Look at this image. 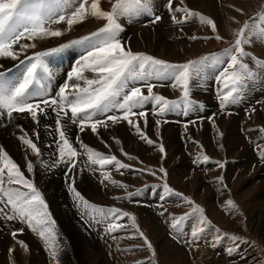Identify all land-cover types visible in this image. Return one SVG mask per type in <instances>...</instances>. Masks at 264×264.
I'll use <instances>...</instances> for the list:
<instances>
[{"label": "rangeland", "instance_id": "obj_1", "mask_svg": "<svg viewBox=\"0 0 264 264\" xmlns=\"http://www.w3.org/2000/svg\"><path fill=\"white\" fill-rule=\"evenodd\" d=\"M114 2L115 0L105 1L104 7L106 8V11L111 10V4ZM165 3H163L166 10L164 11L165 15L172 16V13L169 12V9L167 7V0ZM188 3V0H184L183 4L180 3V0H173V5H175L176 7L187 6L193 11H201L199 7H192V5ZM237 8L242 9V11L238 12V16L240 17L233 19L232 26L230 28L231 32L227 31V28L224 25L225 23L222 20L223 18L221 17V14L218 15L216 17V20H218V18L221 20L215 23H218V34L223 37V39L216 40L214 37L217 33H214L211 30V32H209L208 34V38L210 39V41H213V45H210L212 47H208L203 52L198 53L199 55H193L192 57L186 58L185 60H179L178 58H174L173 56L167 55L166 50L165 53L163 52L164 56L154 54L156 51L151 49L145 50L141 48L139 51H134L132 49L133 47H131V44L137 40L136 42L140 45L139 41H141V38L143 37V34H141L142 31L139 32L127 30L121 25L122 31L119 32L118 39L121 41L122 45L126 49H130L133 52H143L154 58L165 60L171 64H184L189 60H197L201 57L210 56L211 54L220 53L219 55H221L223 54V51L225 49L230 48L234 44L236 39L235 33L239 30L240 27H242L243 23L245 21H248L250 24L253 23V20L257 19V14L260 12H264V0H250V2L246 6L244 5V7L241 6ZM154 11L155 10L153 9L152 15L156 14V12L154 13ZM158 15L160 16V14ZM183 15V13H177V17H182ZM160 17L161 19L156 22L159 27L161 26V28H164L165 26L180 25L179 28L181 27L180 29H182L183 26L186 25L187 27H190V24L191 26H193L198 21L197 18H193L185 23L177 24L174 23L172 19L162 18V16ZM117 19H120L125 24H130L132 26L134 25V23H138L139 25L144 24L148 26H155V24L153 23H151V25L148 24L151 22V20L142 23V21L137 18H135L134 21H132L130 17L124 16L118 17ZM105 23L106 21L101 19L99 21V25L96 27H80L78 29H71L67 33V38L65 40L62 38L54 39L52 41L53 44H51L52 46L48 47H44L35 41H28L29 43H37V46L35 48H28L25 51L21 52L19 58L24 59L25 57L32 56L35 52L45 51L51 48L59 47L61 45L69 44L70 41L78 40L81 37L87 36L90 33L98 30L99 28L103 27ZM62 25H66V23H62L61 25H54L53 27H60ZM185 36H188L187 38L190 37L188 34H186ZM28 42H25V40L22 41V43ZM71 45L72 44H69V47ZM79 45L85 47L84 51H82V53L77 56L73 62L72 60L69 61V64H71L72 62L74 67L77 66L81 57L86 55L87 51L89 50L86 44ZM14 47L16 51L18 50L17 52L20 51L18 49V45L17 47ZM242 47L245 48L246 52L252 53L258 60L264 59H260L259 56H257L251 51V44L242 45ZM65 48H63L57 53L51 54L44 58V62L48 67L49 71L48 73H41L42 78L40 84L36 85L35 87L37 89H42V96H34L32 102H38L41 99H48L50 101L51 99L57 98L53 96V94L51 95L53 90L50 88V84L53 78L55 77H53V74L51 73L52 66L50 60L52 55L60 54L62 51L68 50V48ZM224 57L225 58L222 59H224V61L226 62L228 58H226V56ZM243 60L244 62L248 63V66L253 65L252 63L255 62L249 57H244ZM12 61L17 62L15 64H11L9 58L0 57V71H3L5 73L4 77L0 78V82H15L16 79L19 77V74L24 70V66L19 64V60ZM27 63L28 61L25 60V64ZM208 63L203 66V69L208 65ZM218 65L219 64L214 63L215 67H218ZM221 66L222 67H220V69L216 72L215 77L212 75L211 72L209 75L210 77L213 76L215 78L212 79L213 81L209 79V81H212V91H210V94L211 96L213 95V100L206 97H199L198 95L189 97V100L192 99L196 102V104L198 103L200 107L203 104V101H209L214 103L216 102L218 104L220 103L218 96L224 91V84H222L224 82L222 80H218L217 77L220 72L223 71V69L227 66V64L221 63ZM252 68L253 67L251 66L249 67L250 70ZM68 70L69 69L65 70L67 71V73H62L65 74L63 81L56 82L53 85L55 86L56 93L66 81L70 83V81H68V73L70 72V70ZM200 73L202 74V72ZM200 73L196 76L194 75V78L196 80L197 76H199ZM208 73L209 72L207 71L204 76H208ZM84 74H90V76H85L89 78H94V74L88 70H85ZM61 77L63 78V76ZM150 77L151 76H149V78ZM153 78V84H163L169 87V89L170 87H173V84H175V80L171 77L164 79L159 78L154 74ZM143 81H146V79ZM78 82L83 84V81ZM254 83L257 87L259 86V84L257 85L256 82ZM243 84L250 90V85L247 82H244ZM134 85H136L135 87H139L142 93H144L145 84L142 82L141 79L136 81ZM129 87L131 86L129 85ZM162 88L157 91H154L153 89L154 94L164 96L169 101H177V106H175L174 108L171 107L161 113L159 109L158 111H156V108H154L155 103H151L149 108L140 109V111L145 112L144 118L146 120L151 119L153 121V124L156 123L157 126H171L170 128L173 129V126L184 127L189 126L191 123L194 122L213 119V115L216 112H210L206 115L203 114L200 116H195L191 119L185 120V122L182 121L187 117V115L189 116V114L192 113V116L195 112H188L190 111V108H188L187 112H185V104L181 100L182 91L181 93L176 94V96L171 97L170 95H164L162 93ZM198 104L197 106L199 107ZM257 104H259V101H254L252 104L245 107L244 110L248 114V109H253ZM41 107L44 106L41 105ZM55 107V105H50L49 107L45 108L46 115H40L39 122L33 121L31 115L28 113H13V116L11 118H9L6 113L0 114V134L3 133L6 136L7 141L6 143L4 139H0L4 153L9 159H11L14 163L17 164L25 179L32 182L35 188L40 192L41 197L47 205L46 215H43L41 217L44 223L36 225L35 221L32 222L34 227L38 230L34 231L33 228L28 227L27 222H25L24 220H7L6 215L12 214L11 205L7 204L6 202H0V209L4 210V214L0 215V264H138V262L148 264L149 259L152 260L153 264H264V237H262L264 235V208L263 210H259L258 205L252 203L253 196H247L250 195V192L246 193V195L244 196L245 198L243 197V199L241 198V200L238 199L239 201L236 200L234 197V194L243 190L246 184L247 186L253 182H255V185L259 184V180L255 176L257 172L253 171L254 169H251L252 173H250V175H248L247 177L244 176L246 179L242 175H240V179L238 180V182L233 181L235 178L233 177V174H237L238 171L237 169H234V166H238L231 161L229 162L225 154L223 156L217 157L213 156L215 153L209 154L206 150V146L202 144L200 145L201 150H199L200 153H203L201 154V162H203L202 160L204 155H209L210 157H208L211 161L210 164L207 163L206 165H204V170H201L202 172L206 170L205 175H201V177L203 182L206 185L208 184V187L205 186L206 189H202L198 181H193L194 188L191 189L187 186V184L190 183L187 182L186 184L181 186L177 183L174 184L170 180H168V170L172 168L167 165V161L165 160L168 159L166 156V142L163 139H151L150 137H148L146 129L142 126V124H139L138 126L140 128V131L144 134V136L147 135V139H150L154 142L151 145L148 144L145 139L141 138L140 133L137 132L136 127L133 124L134 120L131 119L132 124L129 125L132 129H134V131H136L135 133L133 132L134 137H136V139L135 141H132L130 139V133L128 132L130 129L129 125L125 124L129 123L128 121H119L117 123H113L111 120L107 119L109 115H116L118 117H122L123 112L120 109L115 108L105 113H92V117L95 116V118L93 117V121L99 119L104 121L105 124V126L97 127L99 137L98 141L93 143V148L96 152H99L104 156H115L117 160H119L122 164L128 165L129 167H125L124 169H117L115 167V169L114 165H105L103 167H100V165L96 164L95 166H90L86 161L84 155L85 152L83 151L84 148L81 147L80 143H77V137H79V141L83 145H87L88 139L86 138V136L89 135L88 129L86 128L87 125H85V131L82 132L80 131L79 124L71 125L72 122H70L71 120L69 119L71 113L69 111L67 115H65L64 113L60 114L62 118V126L67 128L68 138L70 142L73 143V146L75 145L74 147H76L78 152L80 153L77 157L74 158L76 165L75 168L69 171V166L63 163H58L59 152L57 146L59 143H61L59 136L52 138V134L53 137L55 136V134H58L55 133L56 124L52 122L53 119L57 118V112L53 110ZM200 107V110L198 111L200 113H203L204 109ZM151 108H153V111H150ZM218 108L219 107H216L217 110ZM50 114L52 115L49 116ZM236 115L240 116L239 112H237ZM177 117L179 119L175 120V118ZM249 120L250 122L249 125L246 126L247 128L241 127L245 131H247V136L243 135L244 132L240 133L241 135H243L242 139L240 140L242 142L237 141L238 144L236 146H225L226 144L223 143V138L226 136V131L222 130L223 133H220L222 136L221 144L223 143L222 146L224 150L226 148L235 149V151L237 150V156L240 157L239 162L245 158H249V156L255 155L261 162H253L252 168H255L256 166L257 168L264 167V157H262V154L258 152V150L256 149L257 146L254 144V140L261 136L258 128H262L263 125L262 115L258 116L257 120L253 116L249 117ZM157 121H159V123H157ZM71 126H73V131H71ZM254 127L257 131L254 130ZM249 130L251 131L250 134L248 132ZM25 133H27V136H25ZM21 137L32 139L33 142L36 143L38 148L40 149V155L30 153L32 151L31 148H29L23 143ZM190 140L191 144L192 142L198 144L200 141H202L200 137L196 138L195 136H192ZM125 141H128L130 145H127V142ZM138 141L140 144L138 143ZM134 142L137 143L135 144ZM145 144L146 147L144 146ZM244 144L247 146H245ZM116 146L118 148H116ZM132 146L134 149L132 148ZM161 146H163L164 148L163 152L159 151ZM244 147L246 148V150L242 149ZM184 148L187 149V147ZM157 149L158 151L156 153ZM240 151L243 152V154H239L241 153ZM188 152L190 151L188 150ZM28 153L31 155H29L30 158L28 157ZM244 154H246L247 157H245ZM33 155H35V157ZM45 155L49 158L50 164L44 163L42 165V163H40L39 161L46 158ZM82 155H84V157ZM189 155L193 157V154L190 153ZM242 155H244V157ZM32 156L34 158H32ZM129 157H132V159H130ZM55 161V166H52ZM190 161L191 160H189V163L192 165L193 161ZM27 162H31L33 164V168L36 171L33 169L31 172H29L26 166L28 165ZM217 162H219V164H223V167H220ZM208 164L209 166H207ZM0 167H2L1 164ZM161 168L164 169L163 172L160 171ZM216 168L218 169V172ZM241 168L243 169L244 166H242ZM46 170L50 172L48 176H44ZM87 171L89 172V174ZM102 172L103 174H101ZM6 173L7 169H5V183L3 184V188L5 190L12 188L18 189L21 192L28 191V189L25 188L23 185L8 184ZM95 173H97L98 176L99 173L100 176L103 175L102 178H98L97 174ZM87 175L88 177H86ZM106 176L109 177V179H105ZM112 180L118 181L121 186H116L112 184ZM230 181H232L233 183L230 184ZM165 184H167L168 187L172 189L171 193L163 192L165 191L163 189ZM51 185H54L53 188ZM186 186L188 189L186 188ZM72 188H75L76 191H78L84 198V200L88 202L87 206L84 204V201L80 200L75 196V193L71 191ZM218 188L226 190L228 195L225 192L222 193L224 194L223 196L218 195ZM207 189H210L211 191H207ZM158 191L161 195L156 194V192ZM177 193H179L180 195H177ZM195 193H199L200 196L197 197ZM143 194H145L146 196L143 197ZM174 195H176V197H173ZM176 199L180 200L177 201ZM221 199L224 200L222 203L220 202L222 201ZM246 199L248 202L246 201ZM6 200L7 197L4 196L2 192H0V201ZM188 200H191L192 203L189 204L187 202ZM229 200L232 201L235 205L233 211L231 208H229L226 203ZM251 203L252 205H250ZM39 207L43 212V207ZM194 207L203 209L205 223L202 224L200 222L201 213L198 211L194 212ZM244 207L253 209L254 214H256L257 216H250L246 212V210H244ZM110 209L119 210V213L115 214L119 215V219L115 220L114 222L122 224L124 226L123 228L111 233L107 231V224L109 222H113L112 217L114 215L113 213L109 212ZM123 213H128L129 216H123ZM210 213L213 215V217ZM131 217L135 218L134 222ZM180 217H184V219L180 221L177 227L173 228V218L179 219ZM250 219H254L255 221L258 220V223L255 222V225L257 224L256 227L253 224L254 220L249 221ZM151 223L153 224V226L149 225ZM194 228H203L204 231L198 233L197 237H193L192 232ZM137 229H139V232H137ZM217 229L219 231H217ZM41 230L45 232L44 238H41L39 235V232ZM14 231L16 232L15 239L12 235ZM252 231H254L255 233ZM140 232H142L143 236L146 237L148 241L152 244V250H148L147 246L144 245V240L139 234ZM217 236L220 237L219 241L217 240ZM227 236H237L240 237L241 240L248 241V243H240L239 241H237L236 243H239V247L237 248L236 243H234L230 239L228 240ZM18 242H23V245H25L26 247L21 246V244ZM230 248L235 249L231 254H229L228 251V249ZM9 249H12L13 251L9 252ZM53 252L56 253L55 256L52 255Z\"/></svg>", "mask_w": 264, "mask_h": 264}, {"label": "snow or ice", "instance_id": "obj_2", "mask_svg": "<svg viewBox=\"0 0 264 264\" xmlns=\"http://www.w3.org/2000/svg\"><path fill=\"white\" fill-rule=\"evenodd\" d=\"M183 4L184 0H180ZM167 7L172 13V20L174 23L182 24L190 19L197 18L201 24H206L211 27L216 40H221L218 34L217 24L209 17L203 15L198 11H193L187 6L175 7L173 0H167ZM235 11L241 12L242 9L236 8ZM153 12L152 0H115L111 4V10L105 11L101 7V0H0V57L11 58L12 60H19V64L24 66V70L19 74L15 82L9 83L7 81L0 82V114L6 113L9 118L13 113H28L31 115L33 121L39 122L40 115H46L45 108L50 105H55L53 109L57 112V119L55 121V131L59 135L61 143L58 144L59 161L69 166V171L75 168L74 158L80 153L77 148L73 146L68 138L67 128L62 126L61 113L67 115L70 111L69 119L73 124L80 125V131L85 130V125L91 121L90 127L93 133H96L98 126H105L104 121H92L90 113H104L112 109L118 108L123 112L122 117L116 115H109L108 120L113 123L119 122L121 119L128 121L130 116L145 117L144 111L135 112L133 109L142 107L143 104L150 101L154 102L159 107L160 112H164L171 107L177 106V101H169L164 96L154 94L153 86L147 85V95L143 94L139 87H129V82L138 79H147V77L155 74L159 78L171 77L175 80L173 87L179 85L182 89L181 100L185 104V112L192 105L189 100V82L194 75H198L203 66L208 63H226L227 66L220 72L217 77L218 80L224 82V91L218 96L220 100V107L224 109L227 104L235 103L239 99L238 93L243 83L249 79L253 73L249 69L247 63L244 62V57H249L258 65L264 67V60H258L252 53L246 52L242 45H249L254 40L264 42V12L257 14V19L253 23L245 21L242 27L235 33L236 39L234 44L225 49L222 56H227L228 60L225 62L221 55L211 54L210 56L201 57L197 60H189L184 64H171L165 60L157 59L149 56L143 52H133L126 49L121 41L118 39V34L122 31L121 25L117 22L118 17H131L141 13L151 15ZM175 13H183L182 17H177ZM103 19L106 21L103 27L90 33L87 36L81 37L78 40L70 41L69 44H86L87 54L82 56L76 67L68 73V81H77L68 83L67 81L60 87L56 93V99H41L38 102H32L34 96L42 94V89H37L35 86L40 84L41 73H48V67L44 62V58L61 51L68 47L69 44L61 45L59 47L51 48L45 51L35 52L30 57L20 59V53L28 48H35L36 43H22L23 40L36 41L44 40L51 37H60L65 31L71 30L73 25L84 22L88 17ZM161 17L155 15L153 23L159 21ZM235 19V18H232ZM252 19V18H250ZM67 24L66 29L60 27H53L54 25ZM191 39H197L193 36ZM208 39V37H205ZM19 46V52L15 50L14 46ZM25 60L28 61L25 64ZM88 70L94 74V78H89L84 75V71ZM5 73L0 71V78H3ZM83 81V86L78 83ZM119 98V99H118ZM43 105L44 107H41ZM203 106L201 105V108ZM255 111V109H252ZM211 119V118H209ZM159 123V121H157ZM141 138L145 139L148 144H153V141L147 139L140 131L138 125L135 126ZM23 131V130H22ZM38 135V134H37ZM27 136V133H25ZM23 143L27 145L33 153L40 155V149L32 139L21 137ZM77 143L81 147L87 149L88 160L92 164H98L101 167L105 165H114L117 169L129 167L122 164L115 156H104L99 152H95L86 145H83L77 137ZM163 152V146L160 147ZM264 157V152L261 153ZM132 159V157H129ZM203 162H209L207 155L203 156ZM0 192L7 197V204L11 205L12 214L6 215L7 220L21 219L27 222L28 227L37 229L33 225L44 223L41 217L46 215L47 205L45 204L40 192L29 180L25 179L20 168L11 159L7 157L3 149H0ZM55 163L52 166H55ZM219 164V162H217ZM223 167V164H219ZM28 171L33 170V164L30 162L27 165ZM5 169H7V183L20 184L28 189L27 192H21L18 189L3 188L5 183ZM160 171H164L163 168ZM154 174V173H153ZM109 179V177H105ZM112 184L121 186L118 181L112 180ZM166 193H171L172 189L167 184L164 185ZM75 196L84 201L87 206L88 202L84 200L81 194L75 188L71 189ZM177 195H180L177 193ZM189 204L191 200L187 201ZM230 208H235L232 201H227ZM39 206H43V212ZM94 207V206H93ZM193 211L200 212V222L205 223L203 216V209L194 207ZM113 213L112 220L107 224L108 232H115L124 226L114 221L119 219L118 209H110ZM4 214V210L0 209V215ZM123 216H129L128 213H123ZM133 222L134 217H131ZM173 228L177 227L184 217L179 219L173 218ZM203 228H194L192 232L193 237H197L198 233L203 232ZM217 231H219L217 229ZM139 232V229H137ZM144 240V245L148 250H152V244L148 241L143 233H139ZM13 238L16 237V232L12 233ZM41 238L45 237V232L40 231ZM231 241L236 243H248L246 240H241L240 237L230 236ZM217 240L220 237L217 236ZM21 246L23 242H18ZM215 246V245H213ZM239 247V243H236ZM235 249H228L231 254ZM9 249V252H12ZM55 252L52 253L55 256ZM143 264V262H138ZM148 264H153L149 259Z\"/></svg>", "mask_w": 264, "mask_h": 264}, {"label": "bare ground", "instance_id": "obj_3", "mask_svg": "<svg viewBox=\"0 0 264 264\" xmlns=\"http://www.w3.org/2000/svg\"><path fill=\"white\" fill-rule=\"evenodd\" d=\"M106 0H101V7L103 10L106 11V8L104 7ZM166 0H152V8L155 10L154 13L156 12V14L154 15H149L146 13H141L138 15H134L131 16L130 18L132 19V21H134L135 18L140 19L142 21V23L145 21H149L151 20L150 23H148L149 25H151L152 19L154 18L155 15L160 14V16H162V18H167V19H172L171 15L169 13L170 16H166L165 15V6L163 5V3H165ZM190 5H192V7L196 6L199 7L201 9V13L209 18H211L214 22H217L221 19L218 18V20H216V17L218 15L221 14V17L223 18L222 20L224 21V25L227 28V31H230L231 26H232V22L233 19L232 18H237L240 17L238 16V12L235 11V9L237 7H244V5L246 6L250 0H188ZM253 1V0H252ZM90 3V0H89ZM188 3V4H189ZM166 4V3H165ZM252 4V3H251ZM175 6V5H174ZM176 7V6H175ZM191 7V6H190ZM191 7V8H192ZM234 8V9H232ZM194 9V8H193ZM195 10V9H194ZM167 13V12H166ZM180 14V13H178ZM175 15H177V13H175ZM164 16V17H163ZM140 17V18H138ZM239 19V18H238ZM101 19H96V18H92V17H88L84 22L73 25V27L71 29H78L80 27H96L99 25V21ZM117 22L123 26V28L127 29V30H132V31H139L143 34V37L141 38L140 45L134 41L131 44V47H133L132 49L134 51L136 50H140L145 49V50H155L156 52L154 54H159L160 56L163 55V52L165 53V50L167 51V55L173 56L174 58H178L179 60H185L186 58L192 57L193 55H197L198 53L203 52L204 50H206V48L208 47H212L210 46L213 41H210V39H205V37H208L209 32H211V27L206 25V24H201L199 19L197 21V23L193 26L187 27L186 25L183 26L182 29L179 28L180 25L178 26H165L164 28H161V26L159 27L156 23L155 26H148V25H139L138 23H134V25H130V24H125L123 21H121L120 19H117ZM218 24V23H216ZM161 25V24H160ZM222 25V24H221ZM218 26V25H217ZM60 28L62 29H66L67 28V24L66 25H62L60 26ZM219 28V27H218ZM224 28V27H223ZM233 29V28H232ZM220 30V29H219ZM70 31V30H69ZM69 31H65L64 34L60 37H51V38H47L44 40H36L35 42H38L40 45L42 46H52L51 44L52 41L54 39L57 38H62V39H66L67 38V33ZM221 31V30H220ZM224 31V29H223ZM231 32V31H230ZM138 33V32H137ZM219 33V32H218ZM136 34V33H135ZM186 34H188L190 37L187 38L188 36H185ZM197 37V39H191V37ZM134 37V36H132ZM213 37V36H212ZM57 41V40H56ZM129 41V40H128ZM25 42H28L27 40H25ZM58 42V41H57ZM29 43V42H28ZM125 43V42H124ZM217 43V42H216ZM215 43V44H216ZM219 43V42H218ZM37 44V43H36ZM214 44V45H215ZM126 45V44H124ZM130 45V44H129ZM213 45V44H212ZM17 47V46H16ZM43 47V48H44ZM84 47L85 46H80L79 44H72L70 47L68 46V50L67 51H62L60 54H55L51 56V73L53 74V80L51 81L50 84V88L53 90V92L51 93V95L53 94V96L56 97V92H55V86H53L56 82H61L64 79L65 74L62 73H67V71H65L66 69H69L70 71L72 70V68L74 67L72 62L75 60V58L77 56H79L82 51H84ZM65 48V49H67ZM215 48V47H214ZM251 51L253 53H255L257 56L260 57V59L264 58V42L258 41V40H254L251 43ZM19 49V48H18ZM64 49V50H65ZM18 51V50H17ZM224 52V51H223ZM220 54V53H219ZM218 54V55H219ZM22 55V54H21ZM199 55V54H198ZM222 55V54H221ZM221 58H225L224 56H222ZM226 58H228L226 56ZM49 59V58H47ZM72 60L71 64H69V61ZM224 60V59H223ZM226 60V59H225ZM264 60V59H262ZM9 61H11V64H15L17 61H12L11 58H9ZM78 62V61H77ZM2 63V62H1ZM246 63V62H245ZM69 64V65H68ZM223 64V63H222ZM248 64V63H247ZM253 65H249V67H253L251 69V72L253 73V75L247 79L245 82H247L250 85V90L244 86L240 88L238 93H234V95H238L239 99L237 100V102L235 103H231V104H227L225 106L224 109H221L220 107V103H214V102H209V101H203L201 104L204 106L202 107L204 109L203 113H200L198 110L199 107L197 106L196 102L193 101L192 99H190L193 103L192 105L189 107L190 111L188 112H195L192 116L190 113L189 116L187 115V117L182 120L185 122V120L191 119L195 116H200V115H206L207 113L210 112H216L213 116L212 120H206V121H200V122H194L191 123L189 126H173L174 128L171 129L169 127L166 126H157V124H153V121L151 119L146 120L144 117L141 118L139 116H133L130 117L129 119L134 120V125H139L142 124V126L146 129V132L148 134V137H150L153 140H161L163 139L166 143V147H167V158L165 159L167 161V165L170 166L172 169L168 170V180H170L172 183L174 184H178V185H184L187 183V186L191 189L194 188V183L193 181H198L201 188L202 189H206L205 186H207L203 180L201 175H205V171H201L202 169L204 170V165H206L207 163H211L210 158H209V162L204 163L201 162V154L199 150H201L200 145L204 144L206 146V150L209 154H214L213 156L217 157V156H223L225 154V156L227 157V159L229 160V162H233L234 164H236L238 167L234 166V169H237V174H233L235 177L233 181H237L240 179V175H242L243 177H247L248 175H250V173H252L251 169L253 171H256L257 173L255 174L256 178L259 180V184L255 185L253 183H250V185L247 186V184L245 185V187L243 188V190H241L238 193L234 194V197L236 200L241 198L243 199V197L246 195V193L250 192V195L247 196H253L252 197V203L255 205H258L259 210H263V206H264V167H259L257 168V166L255 168H252V163L253 162H258L259 159L255 156H249V158H245L242 161L239 162L240 157L237 156V150L235 151V149H229L226 148L224 150L222 144L225 143L227 145H232V146H236L238 143L237 141H240L243 137V135L247 136V131H245L243 128L241 127H246L249 125V117H254L257 120L258 116L262 115V128L259 127L258 130L260 131L261 136L258 137L256 140H254V144L257 146V150L258 152L262 153L264 152V67H261L260 65H258V63L254 62L252 63ZM4 65V64H3ZM68 65V66H67ZM1 66V65H0ZM12 66V65H11ZM217 66V65H216ZM221 64L218 65V67L214 66V63L209 62L208 65L206 67H204V69L202 68L203 71L202 74L200 73L199 76H197V80L193 77L192 80H190L189 82V97L194 96V95H198L199 97H206L209 99H212V96L210 94V91H212V87H211V83H212V79L215 77L216 72L220 69ZM216 69V70H215ZM64 70V72H63ZM68 70V71H69ZM208 73V76H204L206 72ZM87 72V71H86ZM210 72L212 73V77H210ZM86 75V74H84ZM154 75V74H153ZM153 75L149 78L147 77L146 81H143L145 79H141L142 82L145 84L144 85V93L145 95H147V89L146 86L148 84H152L154 91L160 90L162 87V93L164 95H170L171 97L176 96V94L181 93V87L178 85L176 87H167L166 85L163 84H153L154 78ZM207 75V74H206ZM218 75V74H217ZM63 76V78L61 77ZM86 76H90V74H87ZM196 76V75H195ZM219 76V75H218ZM158 79V78H157ZM165 79V78H164ZM212 80V81H209ZM215 79V78H214ZM139 80V79H138ZM138 80H134V81H130L129 85L132 86H136L134 85L136 83V81ZM253 80H257V81H253ZM164 81V80H163ZM174 81V80H173ZM259 86L257 87L255 85V83ZM73 83L72 81H70V84ZM80 83V82H78ZM163 83V82H162ZM81 84V83H80ZM221 84V83H220ZM219 84V85H220ZM224 84V83H222ZM83 86V84H81ZM218 85V86H219ZM138 86V85H137ZM223 86V85H222ZM221 86V87H222ZM221 89V88H220ZM49 93V92H48ZM44 94V93H43ZM220 95V94H219ZM42 96V95H41ZM40 96V97H41ZM45 96V95H44ZM37 97V96H36ZM45 98V97H44ZM168 98V97H167ZM33 99V98H32ZM35 99V98H34ZM175 99V98H174ZM213 100V99H212ZM180 101V99H179ZM215 101V100H214ZM258 102L259 104L255 105V107L253 109H255V111H252V109H248V114L247 112L244 110L245 107L249 106L250 104H252L253 102ZM151 103L153 104L154 102L150 101L148 103L143 104L142 107L133 109V111L135 112H139L141 108H149ZM154 108H156V111H158L159 107L156 106V104H154ZM216 107H219L218 110L216 109ZM174 108V107H173ZM201 108V107H200ZM118 109V108H117ZM150 110V109H148ZM150 111H153V108H151ZM173 111V110H172ZM181 111V110H180ZM218 112V113H217ZM239 112L240 116L236 115V113ZM105 113V112H104ZM110 114V113H109ZM108 114V115H109ZM150 114V113H149ZM179 114V113H178ZM213 114V113H212ZM217 114V115H216ZM52 114H50L49 116H51ZM89 115H91L92 117V113H90ZM159 115V114H158ZM154 116V115H153ZM157 116V115H156ZM181 116V115H180ZM179 116V117H180ZM95 118V116H93ZM93 117H92V121H93ZM102 117V116H101ZM135 117V119H134ZM205 117V116H204ZM155 118V117H154ZM157 118V117H156ZM164 118V117H163ZM181 118V117H180ZM57 119V118H56ZM56 119H53L52 122L55 123ZM66 119V118H65ZM178 120L179 118H175V120ZM50 120V119H48ZM68 121V120H67ZM121 122H127L125 120H120ZM163 121V120H162ZM196 121V120H195ZM51 122V121H50ZM71 122V121H70ZM259 122V121H258ZM91 123L88 122V124H86V128L88 129L89 135L86 136V138L88 139L87 141V148L92 149L93 151V143L98 141V132L96 131V133H93L91 130V127L89 126ZM111 123V122H110ZM66 124V123H65ZM126 125H129V123H125ZM54 125V124H53ZM73 125V123L71 124ZM110 125V124H109ZM168 125V124H167ZM253 125V124H252ZM56 126V125H55ZM54 126V127H55ZM108 126V125H107ZM254 126V125H253ZM71 131H73V126H71ZM129 133H130V139L133 141H135L136 137H134V133L136 131H134V129L131 128V126L129 125ZM247 128V127H246ZM253 128V127H252ZM116 129V128H115ZM256 128L254 127V130ZM222 130H225V137L223 138V143L221 144V134L223 133ZM244 130V131H243ZM253 130V132H254ZM85 131V130H84ZM112 131V130H110ZM257 131V130H255ZM134 132V133H133ZM244 132L243 135H241L240 133ZM250 134V130L248 131ZM252 132V133H253ZM56 133V132H55ZM85 133V132H84ZM107 133V132H106ZM197 133V134H195ZM256 133V132H255ZM52 134V133H51ZM104 134V133H103ZM127 134V133H126ZM137 134V133H136ZM248 134V136H249ZM254 134V133H253ZM252 134V135H253ZM108 135V134H107ZM106 135V136H107ZM59 136L58 134L53 137L52 134V138H55ZM147 136V135H146ZM192 136H195L196 138L202 139V141H200L198 144L192 142L191 144V138ZM84 137V136H83ZM111 137V136H110ZM129 137V136H128ZM254 138V137H253ZM252 138V139H253ZM0 139H4V141L7 143L6 141V136L1 133L0 134ZM121 139V138H120ZM199 140V139H198ZM252 141V140H251ZM100 142V141H99ZM127 145L129 144L128 141ZM197 142V141H196ZM242 142V141H240ZM103 143V142H102ZM117 143V142H116ZM135 143V142H134ZM137 143V142H136ZM135 143V144H136ZM139 143V141H138ZM154 143V142H153ZM252 143V142H251ZM115 144V143H114ZM140 144V143H139ZM242 144V143H241ZM246 144V143H245ZM244 144V145H245ZM6 145V144H5ZM4 145V146H5ZM118 145V144H116ZM130 145V144H129ZM132 145V144H131ZM75 146V145H74ZM98 146V145H97ZM135 146V145H133ZM132 146V148H133ZM146 147V144L144 145ZM247 146V145H245ZM142 147V146H141ZM184 147H187V149H185ZM116 148H118L116 146ZM127 148V147H126ZM250 148V147H249ZM0 149H2V145L0 142ZM43 149V148H42ZM134 149V148H133ZM132 149V150H133ZM245 149L246 148H242ZM248 149V148H247ZM116 150V149H115ZM144 150V149H143ZM166 150V149H165ZM188 150L190 152H188ZM215 150V151H214ZM30 151V149H29ZM83 151L85 152V158L86 161L88 162V164L90 166H95L96 164H92L89 160H88V151L87 149H83ZM146 151V150H145ZM158 149L156 150L157 153ZM160 151V150H159ZM217 151V153H216ZM96 152V151H95ZM118 152V150H117ZM144 152V151H143ZM241 152V151H240ZM30 153L33 154V152L31 151ZM193 154V157H191V155L189 154ZM258 153V154H260ZM25 154V153H24ZM122 154V153H121ZM239 154H243V152L239 153ZM238 154V155H239ZM29 153H28V157H29ZM84 155H82L84 157ZM151 155V153H150ZM158 155V154H157ZM245 157H247L246 154H244ZM244 155H242L244 157ZM31 156V155H30ZM35 157V155H33ZM32 156V158H34ZM165 156V154H164ZM209 156V155H208ZM46 158L40 160L39 162L42 163V165L44 163L46 164H50L49 158L45 155ZM210 157V156H209ZM19 158V157H18ZM30 158V157H29ZM40 158V157H39ZM177 158V159H176ZM32 160V159H31ZM189 160L193 161V164L191 165L189 163ZM200 160V161H199ZM213 160V159H212ZM22 161V160H20ZM28 161V160H27ZM190 161V162H191ZM203 161V160H202ZM238 161V162H236ZM26 162V161H25ZM38 162V161H37ZM56 162V161H55ZM156 162V161H155ZM154 162V163H155ZM159 162V161H158ZM164 162V160H163ZM161 162V163H163ZM236 162V163H235ZM261 162V161H259ZM28 163V162H27ZM1 166L2 163H0ZM156 164V163H155ZM209 164L207 166H209ZM215 164V163H214ZM258 164V163H257ZM264 165V164H263ZM27 166V165H26ZM23 166V167H26ZM89 166V167H90ZM160 166V164H159ZM218 166V165H217ZM244 166V168L242 169L241 167ZM35 167V166H34ZM101 167V166H100ZM108 167V166H107ZM112 167V166H111ZM233 167V166H232ZM91 168V167H90ZM115 168V166H114ZM210 168V167H209ZM212 168V167H211ZM219 168V167H218ZM34 169V168H33ZM46 169V168H44ZM116 169V168H115ZM124 169V168H123ZM200 169V170H199ZM217 169V168H216ZM35 170V169H34ZM51 170V169H50ZM106 170V169H105ZM112 170V169H111ZM232 170V169H231ZM36 171V170H35ZM38 171V170H37ZM94 171V170H93ZM121 171V170H120ZM131 171V170H130ZM197 171V172H196ZM199 171V172H198ZM88 172V171H87ZM116 172V171H115ZM119 172V171H118ZM126 172V171H125ZM210 172V171H209ZM218 172V169H217ZM220 172V171H219ZM49 171L46 170L45 175L44 176H48L49 175ZM61 173V172H60ZM211 173V172H210ZM40 174V173H39ZM43 174V172H42ZM89 174V172H88ZM97 174V173H95ZM103 174V172L101 173ZM156 174V173H155ZM221 174V173H220ZM230 174V173H229ZM228 174V175H229ZM41 175V174H40ZM51 175V174H50ZM85 175V174H84ZM132 175V174H131ZM134 175V174H133ZM138 175V174H137ZM216 175V173H215ZM42 176V175H41ZM98 176V174H97ZM103 176V175H102ZM102 176H99L98 178H102ZM155 176V175H154ZM220 176V175H219ZM88 177V175L86 176ZM244 177V178H245ZM42 178V177H41ZM44 178V177H43ZM156 178V177H155ZM226 178V177H225ZM224 178V179H225ZM40 179V178H39ZM246 179V178H245ZM244 179V180H245ZM56 180V179H55ZM42 181V180H41ZM96 181V180H95ZM190 181V182H189ZM248 181V180H247ZM236 182V183H237ZM240 182V181H239ZM207 183V182H206ZM217 183V182H216ZM233 182L230 181V184H232ZM241 183V182H240ZM239 183V184H240ZM244 183V182H242ZM46 184V183H45ZM53 184V183H52ZM197 184V183H196ZM215 184V183H214ZM222 184V183H221ZM238 184V183H237ZM47 185V184H46ZM52 188L54 185H51ZM93 186V185H92ZM95 186V185H94ZM186 186V188H187ZM226 186V185H224ZM239 186V185H238ZM50 187V186H49ZM83 187V186H82ZM159 187V186H158ZM208 187V186H207ZM221 187V186H220ZM232 187V186H231ZM234 187V184H233ZM51 188V189H52ZM57 188V187H56ZM200 188V187H199ZM229 188V187H228ZM86 189V188H85ZM148 189V188H147ZM162 189V188H161ZM164 189V188H163ZM185 189V188H184ZM188 189V188H187ZM236 189V188H235ZM47 190V189H46ZM50 190V188H49ZM48 190V191H49ZM60 190V189H59ZM149 190V189H148ZM228 190V189H227ZM57 191V190H56ZM146 191V190H145ZM162 191V190H160ZM189 191V190H188ZM207 191H211L210 189H207ZM64 192V191H63ZM165 192V191H163ZM223 192L227 193L226 190L222 189V188H218V195L223 196L224 194H222ZM262 192V193H259ZM202 193V192H200ZM204 193V190H203ZM232 193V192H231ZM45 194V193H44ZM49 194V193H47ZM154 194V193H153ZM157 195L160 194V192H156ZM163 194V193H162ZM197 195V197L200 196V194L195 193ZM210 194V193H209ZM213 194V193H212ZM216 194V195H217ZM230 194V193H229ZM161 195V194H160ZM228 195V193H227ZM143 197L146 196L145 194L142 195ZM156 196V195H154ZM208 196V195H207ZM173 197H176V195H174ZM147 198V197H146ZM245 198V197H244ZM247 198V197H246ZM249 198V197H248ZM141 199V198H140ZM182 199V198H180ZM178 199V200H180ZM211 199V198H210ZM143 200V199H142ZM177 200V199H176ZM177 200V201H178ZM201 200V199H200ZM222 200V199H221ZM235 200V201H236ZM251 200V199H250ZM249 200V201H250ZM176 201V202H177ZM224 200L220 201L221 203ZM239 201V200H238ZM247 201V199H246ZM204 202V201H203ZM210 202V201H209ZM248 202V201H247ZM53 203V202H52ZM183 203V202H181ZM252 203L250 205H252ZM129 204V203H127ZM239 204V203H238ZM249 204V203H248ZM56 205V204H55ZM184 205V204H183ZM187 205V204H186ZM209 205V204H208ZM240 205V204H239ZM246 205V204H244ZM207 206V205H206ZM210 206V205H209ZM43 207V206H42ZM54 207V205H53ZM59 207V206H58ZM186 207V206H185ZM242 207V206H241ZM255 207V206H254ZM257 207V208H258ZM55 208V207H54ZM161 208V207H160ZM230 208V207H229ZM59 209V208H57ZM157 209V208H156ZM233 211V208H231ZM237 209V208H236ZM56 210V208H55ZM142 210V209H141ZM211 210V207H210ZM244 210H246V212L254 217L257 216L256 214H254L253 209H250L248 207H244ZM6 211V210H5ZM208 211V209H207ZM237 212V211H236ZM261 212V211H260ZM264 212V211H263ZM262 212V213H263ZM209 213V212H208ZM235 213V212H234ZM159 214V213H158ZM211 214V213H210ZM209 214V215H210ZM212 215V214H211ZM235 215V214H234ZM262 215V214H261ZM60 216V215H59ZM213 217V215H212ZM259 217V216H258ZM215 218V216H214ZM250 218V217H249ZM260 218V217H259ZM248 219V218H247ZM254 220V219H253ZM253 220H249V221H253ZM263 221V220H261ZM13 222V221H12ZM11 222V223H12ZM225 222V221H224ZM233 222V221H232ZM231 222V223H232ZM255 222L258 223V220H254V225ZM153 223V222H152ZM149 224L150 226H153V224ZM235 223V222H234ZM250 223V222H249ZM261 224V223H259ZM231 225V224H229ZM257 225V224H256ZM255 225V227H256ZM14 226V225H13ZM227 226V225H226ZM234 226V225H233ZM40 227V226H39ZM237 227V226H236ZM246 227V226H245ZM254 227V228H255ZM259 227V226H257ZM264 227V225H263ZM253 229V228H252ZM38 231V230H37ZM262 231V230H261ZM254 232V231H252ZM255 233V232H254ZM151 234V233H150ZM263 235V234H262ZM261 235V236H262ZM228 237V236H227ZM258 237V236H257ZM264 237V235L262 236ZM51 240V239H50ZM229 240V239H228ZM164 241V240H163ZM42 243V242H41ZM54 244V243H53ZM55 250V249H54ZM164 255V254H162ZM1 260V259H0ZM170 264V263H169ZM204 264V263H203Z\"/></svg>", "mask_w": 264, "mask_h": 264}]
</instances>
